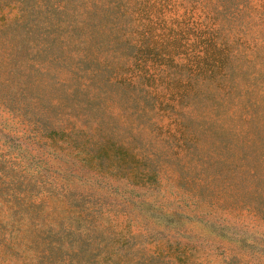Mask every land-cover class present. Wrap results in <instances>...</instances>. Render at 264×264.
I'll return each instance as SVG.
<instances>
[{"label": "rangeland", "instance_id": "obj_1", "mask_svg": "<svg viewBox=\"0 0 264 264\" xmlns=\"http://www.w3.org/2000/svg\"><path fill=\"white\" fill-rule=\"evenodd\" d=\"M0 264H264V0H0Z\"/></svg>", "mask_w": 264, "mask_h": 264}]
</instances>
